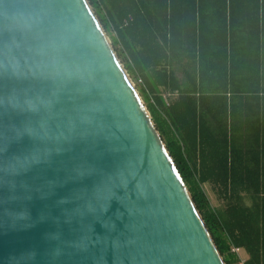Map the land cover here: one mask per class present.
I'll return each instance as SVG.
<instances>
[{
	"label": "water",
	"instance_id": "water-1",
	"mask_svg": "<svg viewBox=\"0 0 264 264\" xmlns=\"http://www.w3.org/2000/svg\"><path fill=\"white\" fill-rule=\"evenodd\" d=\"M0 264H225L89 0H0Z\"/></svg>",
	"mask_w": 264,
	"mask_h": 264
},
{
	"label": "trees",
	"instance_id": "trees-1",
	"mask_svg": "<svg viewBox=\"0 0 264 264\" xmlns=\"http://www.w3.org/2000/svg\"><path fill=\"white\" fill-rule=\"evenodd\" d=\"M174 1L89 0L104 30L113 33L114 49L130 79L139 83V93L153 125L202 213L225 264H229L226 256L231 245L225 234L231 238L230 230L212 205L205 186L210 184L229 195L248 190L264 193V180L228 179L234 172L227 170L233 154L229 144L233 107L227 104L226 96L243 93L226 85H183L176 78L183 57L197 54H184L183 38H174V31L198 24L194 17L192 22L185 18L181 9L174 11ZM165 95L169 96L168 101ZM212 99L223 106L208 109ZM210 135L213 141L209 140ZM214 151L225 157L226 164L218 169L219 173L225 170L227 176L223 179H211L216 171L207 154Z\"/></svg>",
	"mask_w": 264,
	"mask_h": 264
},
{
	"label": "crops",
	"instance_id": "crops-1",
	"mask_svg": "<svg viewBox=\"0 0 264 264\" xmlns=\"http://www.w3.org/2000/svg\"><path fill=\"white\" fill-rule=\"evenodd\" d=\"M173 3L177 4L174 11L181 9L185 18L192 22L194 17L198 24L174 31V38H183V53L197 54L183 57L176 78L183 85H226L243 93L226 96L233 107L229 141L233 154L227 170L234 172L228 179L264 180V0ZM164 98L169 100L168 95ZM219 106L223 105L212 99L207 107ZM209 140L213 141L211 135ZM207 156L216 171L211 179L227 176L224 169L218 172L226 164L223 153L214 151ZM211 187L212 205L230 230L231 238L225 234L231 245L226 256L229 264H264V193L248 190L229 195Z\"/></svg>",
	"mask_w": 264,
	"mask_h": 264
},
{
	"label": "rangeland",
	"instance_id": "rangeland-1",
	"mask_svg": "<svg viewBox=\"0 0 264 264\" xmlns=\"http://www.w3.org/2000/svg\"><path fill=\"white\" fill-rule=\"evenodd\" d=\"M100 21V20H99ZM101 23V22H100ZM102 25V24H101ZM102 28H103V26H102ZM104 29V28H103ZM105 31V30H104ZM105 33H106V36H107V38H108V40L111 42V44H112V41H113V33H111V32H107V31H105ZM116 51V50H115ZM117 53V52H116ZM118 54V53H117ZM119 56V55H118ZM120 58V57H119ZM120 60H121V62H122V59L120 58ZM122 65L124 66V64L122 63ZM128 74V73H127ZM129 76V75H128ZM130 78V77H129ZM132 81V80H131ZM132 84H133V86H134V88L136 89V92L138 93V96H139V98H140V100L142 101V103H143V105H144V107L146 108V103H145V101H144V99H143V97L140 95V93H139V83H136V82H134V81H132ZM146 110H147V112H148V114H149V116L151 117V115H150V113H149V111H148V109L146 108ZM152 119V118H151ZM206 190H207V192H208V195H209V197L211 196L212 197V199H214L215 197H214V191L212 190V187L211 186H206Z\"/></svg>",
	"mask_w": 264,
	"mask_h": 264
}]
</instances>
